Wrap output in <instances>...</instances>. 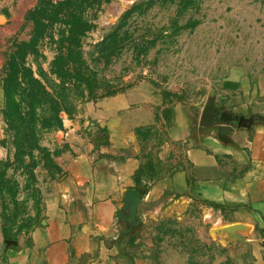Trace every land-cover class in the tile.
<instances>
[{"label": "rangeland", "instance_id": "obj_1", "mask_svg": "<svg viewBox=\"0 0 264 264\" xmlns=\"http://www.w3.org/2000/svg\"><path fill=\"white\" fill-rule=\"evenodd\" d=\"M58 1L0 0L5 17L0 79L10 106L5 126L10 155L0 161V264L8 263L7 250L38 226L31 228L43 210L42 190L61 177L59 158L71 150V140L80 146L81 140L107 144L108 131L96 115L106 98H120H92L86 85L63 82L54 73L58 44L72 35L69 26L49 19ZM76 10L88 25L76 39L77 50L84 72L100 86L97 95L140 81L120 93L130 96L149 85L162 99L156 110L161 126L163 91L175 95L168 106L196 115L221 113L239 95L241 81L253 87L264 77V0H76ZM152 146L149 141L142 149ZM163 168L156 159L143 164L147 181L136 186L141 198L134 218L117 240L104 242L118 251L114 261L259 264L264 259L259 229L253 232L233 221L226 208L189 192L155 189Z\"/></svg>", "mask_w": 264, "mask_h": 264}, {"label": "crops", "instance_id": "obj_2", "mask_svg": "<svg viewBox=\"0 0 264 264\" xmlns=\"http://www.w3.org/2000/svg\"><path fill=\"white\" fill-rule=\"evenodd\" d=\"M248 82L241 81L239 95L221 113L196 115L182 106L162 107L163 126L156 111L162 99L149 85L130 96L106 98L96 116L108 131L107 144L96 147L81 140L80 146L71 140V150L59 158L61 177L42 190L40 225L7 250V264H83V256L89 257L86 264H127L114 261L118 251L106 249L104 242L119 238L126 223L118 219L123 195L141 186L137 172L151 159L164 166L155 189L189 192L226 208L233 221L253 232L259 229L264 240V77L253 87ZM5 109L0 79V161L10 155ZM241 117L249 128L239 126ZM147 127L146 133L137 132ZM149 141L156 151L144 152ZM259 264H264L262 257Z\"/></svg>", "mask_w": 264, "mask_h": 264}, {"label": "trees", "instance_id": "obj_3", "mask_svg": "<svg viewBox=\"0 0 264 264\" xmlns=\"http://www.w3.org/2000/svg\"><path fill=\"white\" fill-rule=\"evenodd\" d=\"M49 19L52 23L69 26L70 32L72 33V35H70L68 38L62 39L58 44V56L54 63L53 70L61 81L63 82L76 81L80 84L86 85L89 92V96L92 98L114 97L119 95L120 93H123L125 90H128L138 85L140 81L117 89L108 87L104 94L98 96L97 91L98 89H100V86L96 81V79L94 78L95 76L93 75L89 76L84 72L82 68V58L80 56L79 51L77 50L76 39L79 35H81L87 30L88 25L84 20V18L82 17V15L78 13L76 10V0L58 1L50 10ZM4 91H5V85H4ZM174 96L175 95H173L168 91H163V98H164L163 105L168 106L174 104L175 103ZM5 97H6L5 116L7 119L8 108L10 106L8 104L6 91H5ZM172 145L174 146V144ZM142 178L144 179V183L141 181ZM146 181H147L146 172L142 168H140L136 175V182L142 185V184H146ZM191 185H192V178L190 174L188 175V186ZM212 206L217 207L215 205ZM40 214L41 213H38L35 219L32 220L34 224L31 226V228L33 226L36 227L37 225H40L41 219L40 220L38 219V217L40 218ZM10 230L11 229H9V227L4 229V237L6 239L10 238L9 237ZM22 231L23 229L19 228L17 232L18 234H21ZM29 231H27L26 233H28Z\"/></svg>", "mask_w": 264, "mask_h": 264}, {"label": "water", "instance_id": "obj_4", "mask_svg": "<svg viewBox=\"0 0 264 264\" xmlns=\"http://www.w3.org/2000/svg\"><path fill=\"white\" fill-rule=\"evenodd\" d=\"M5 22V17L0 16V25ZM245 118L239 119V126L249 128L250 126L244 125ZM140 195L134 190H128L124 193L123 205L118 213V219L121 222H126L128 219L132 221L136 213L137 207L140 203ZM127 213V214H126Z\"/></svg>", "mask_w": 264, "mask_h": 264}]
</instances>
